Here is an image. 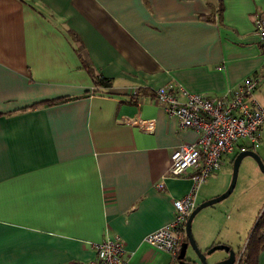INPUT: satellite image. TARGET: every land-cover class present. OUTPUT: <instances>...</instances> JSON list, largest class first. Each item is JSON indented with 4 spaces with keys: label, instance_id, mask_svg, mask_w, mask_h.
Returning <instances> with one entry per match:
<instances>
[{
    "label": "crops",
    "instance_id": "obj_1",
    "mask_svg": "<svg viewBox=\"0 0 264 264\" xmlns=\"http://www.w3.org/2000/svg\"><path fill=\"white\" fill-rule=\"evenodd\" d=\"M219 5L0 0V264H88L93 245L113 237L128 264H178L144 238L188 192L189 177L166 170L198 134L167 116L156 91L218 99L260 75L251 99L264 107L254 34L264 0ZM137 117L153 120V132L126 123Z\"/></svg>",
    "mask_w": 264,
    "mask_h": 264
},
{
    "label": "built area",
    "instance_id": "obj_2",
    "mask_svg": "<svg viewBox=\"0 0 264 264\" xmlns=\"http://www.w3.org/2000/svg\"><path fill=\"white\" fill-rule=\"evenodd\" d=\"M254 34L264 51V17L254 19ZM262 77L253 76L224 97L208 99L199 94L161 87L155 93V102L160 104L169 117H175L179 128L196 131L194 143L179 146L170 155L166 174L172 177H189L191 186L179 199H172V217L158 230L148 234L144 241L150 247L166 252L174 258L180 251V240L187 219L196 207L200 186L216 173L222 157L234 152V145L245 140L249 147L241 144L239 152L257 149L261 140L260 128L264 123V107L252 97ZM137 93V92H136ZM127 124L138 127L145 133L154 129L153 120L139 117L127 120ZM163 189V183L158 185ZM95 256L88 264H128L123 241L118 237L108 238L93 245Z\"/></svg>",
    "mask_w": 264,
    "mask_h": 264
},
{
    "label": "rangeland",
    "instance_id": "obj_3",
    "mask_svg": "<svg viewBox=\"0 0 264 264\" xmlns=\"http://www.w3.org/2000/svg\"><path fill=\"white\" fill-rule=\"evenodd\" d=\"M251 97L248 98L250 100ZM191 144V143H190ZM249 147L245 140L234 145V153L225 155L221 160L219 172L204 182L198 193V203L211 200L224 193L231 179L232 164L238 146ZM255 152L264 164V141H260ZM226 176H225V175ZM209 197V198H207ZM264 210V175L250 158H244L239 166L236 183L232 193L222 202L201 210L192 222L191 233L201 252L216 245H225L234 253L242 249ZM127 258V257H126ZM185 258L201 264L194 252L188 248ZM228 258L225 251H215L206 257L207 264H220ZM174 264H177L174 262Z\"/></svg>",
    "mask_w": 264,
    "mask_h": 264
},
{
    "label": "water",
    "instance_id": "obj_4",
    "mask_svg": "<svg viewBox=\"0 0 264 264\" xmlns=\"http://www.w3.org/2000/svg\"><path fill=\"white\" fill-rule=\"evenodd\" d=\"M244 158H250L251 160H253L254 163L257 165L258 169L260 170V172L264 175V164L255 152L245 151V152H238L236 154V156L234 157L232 161L231 179H230V184L227 190L216 198L200 203L194 208V210L189 215L186 225H185V230H184L186 241L181 243L180 245V251L177 256L178 264H192L191 262H188V260L185 258L186 251L188 250V248H190L194 252V254L196 255V257L198 258L201 264H207L206 257L208 255H211L213 252L220 251V250L228 253V259L224 260L220 264H234L235 263V260H236L235 253L232 250H230L229 247L225 245H216V246L211 247L209 250L205 252H201L196 246V243L193 239V236L191 233V227H192L193 219L196 217V215L201 210L208 208V207H212L229 197V195L232 193L234 189L236 179H237L238 169Z\"/></svg>",
    "mask_w": 264,
    "mask_h": 264
},
{
    "label": "trees",
    "instance_id": "obj_5",
    "mask_svg": "<svg viewBox=\"0 0 264 264\" xmlns=\"http://www.w3.org/2000/svg\"><path fill=\"white\" fill-rule=\"evenodd\" d=\"M219 1H220V5H219L220 11H222V1L223 0H219ZM79 56L81 58L80 54H79ZM82 65L84 68H86V64L84 61L82 62ZM93 82L96 86L97 85L102 86V87H109L110 86V80L106 79L102 76H94ZM140 93H141V90L139 89L137 95H140ZM130 100L132 102H134L135 97L131 96ZM59 101H62V99L60 98V99L52 100V101H49L46 103L53 104V103H56ZM231 163H232V161H231ZM185 241H186V236H185V232H184V233H182V236H181L180 245H181V243H183ZM209 249H206L205 251H207ZM263 250H264V210H263V213L261 214V216L257 219V222H256V224H255V226L251 232V235H250L249 239L247 240L245 246L242 249H239V251L237 253H235L236 260H235L234 264H258L259 255ZM175 258H177V256ZM190 262L192 264H195L192 261H190Z\"/></svg>",
    "mask_w": 264,
    "mask_h": 264
},
{
    "label": "flooded vegetation",
    "instance_id": "obj_6",
    "mask_svg": "<svg viewBox=\"0 0 264 264\" xmlns=\"http://www.w3.org/2000/svg\"><path fill=\"white\" fill-rule=\"evenodd\" d=\"M226 259H228V258H226ZM235 259H236V256H235ZM188 260V259H187Z\"/></svg>",
    "mask_w": 264,
    "mask_h": 264
}]
</instances>
